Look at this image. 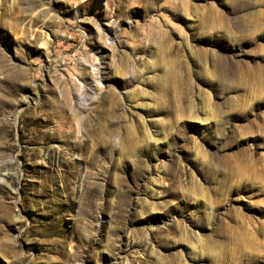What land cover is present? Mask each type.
Returning a JSON list of instances; mask_svg holds the SVG:
<instances>
[{
	"label": "rangeland",
	"instance_id": "1",
	"mask_svg": "<svg viewBox=\"0 0 264 264\" xmlns=\"http://www.w3.org/2000/svg\"><path fill=\"white\" fill-rule=\"evenodd\" d=\"M0 264H264V0H0Z\"/></svg>",
	"mask_w": 264,
	"mask_h": 264
},
{
	"label": "bare ground",
	"instance_id": "2",
	"mask_svg": "<svg viewBox=\"0 0 264 264\" xmlns=\"http://www.w3.org/2000/svg\"><path fill=\"white\" fill-rule=\"evenodd\" d=\"M2 181H5L4 179H1Z\"/></svg>",
	"mask_w": 264,
	"mask_h": 264
}]
</instances>
